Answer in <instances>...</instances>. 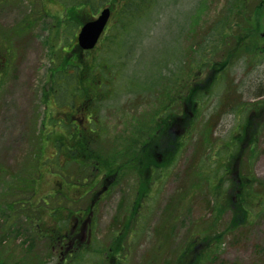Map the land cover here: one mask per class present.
Returning a JSON list of instances; mask_svg holds the SVG:
<instances>
[{
  "label": "rangeland",
  "instance_id": "374dc122",
  "mask_svg": "<svg viewBox=\"0 0 264 264\" xmlns=\"http://www.w3.org/2000/svg\"><path fill=\"white\" fill-rule=\"evenodd\" d=\"M77 1L46 2L49 15L46 12L44 18L37 0L0 3V29L3 31L25 27L28 20L32 22L28 25L29 32L27 30L23 36L24 47L17 41L21 43V49L15 47L9 79L0 89V193L5 190V184L13 183L14 179L22 180L23 171L37 170L38 157L41 162L51 157L48 162L50 169L39 165L42 176L35 185L33 194L36 198L29 201L33 205H43L44 199H48L49 207H41L45 226L54 223L49 218L66 213L61 209L52 210L55 206L61 204L69 211L82 212L87 201L86 198L70 201L79 198L71 192L66 194L67 198L57 193L53 198L47 197L57 189L58 180L54 172H62L64 181L69 177L74 181L80 175L74 163L56 167L57 160L49 146L44 152H40L38 147L39 136L44 131L41 129L43 116L52 110L48 96L45 108L40 93L49 91V77L62 64V50H70L76 27L65 23L64 19L68 17L69 7ZM120 2L114 0V6H111L110 26L116 25ZM146 2L148 13L131 24L137 23V27L128 26L126 30L132 32L121 39L123 48L114 45L116 51L108 50V45L100 42L91 51L80 54L78 49H73L65 54L66 61L73 60L78 53L85 65H92L99 56L105 64L96 78L100 83L96 84L97 88L91 78L95 73L88 72L82 77L84 87L96 91L90 92L89 97H98L96 102L89 103V107L83 106V115H92L93 121L102 123L105 136L98 140H105L106 147L111 151H115L113 146L121 147L123 144L121 150L116 149L121 151V163L125 156L131 155L132 150V147L127 148L126 153L124 147L128 146L132 137L140 139L141 127L146 129L152 122L154 128L163 124L166 117L162 120L156 114L161 103L167 101V92L173 109L180 117L184 114L181 113L179 96H186L189 87L195 83L201 87L200 99L196 110L190 106L186 109L182 127H175L181 137V150L169 168L156 171L157 177L155 173L149 188L150 195L141 199L140 205H132L138 180L135 172L131 175L127 172L91 214L86 209L82 212L78 228L74 229L76 238L71 247L79 245L77 248H90V251L107 249L112 238L121 234L128 223L134 234L124 237L122 244L127 253L126 264H150L152 259H155V264H176L181 247L188 242L190 235L210 238L200 246V249H207V256L201 264H264V204L252 205L253 216L246 225L236 229L229 228L230 211L217 213L213 207H206V201L212 199L208 181L215 175L222 177L220 181L225 180L219 160L223 162L224 155L230 151L231 138L239 132L238 127L244 121L242 108L247 104L248 108L254 107L257 112L251 118L246 138L240 139L234 147L238 150L237 158L233 159L231 167L228 165L229 176L223 187L233 198L232 177L236 176L241 181L242 176L249 174V184H253V178L256 183L264 181V97L258 98V94L264 92V59L259 51L254 50V47H259L264 51V0ZM99 10L93 12V17L98 15ZM90 11L87 8L82 15ZM57 22L62 23L60 28H56ZM111 32L113 30L107 34ZM237 40L240 42L233 50ZM245 47L256 52L257 57L260 55V59L255 60L249 55L238 56ZM227 55L220 80L212 85L213 72L204 83L210 66L222 64L220 62ZM199 59L196 65L194 61ZM207 60L209 62L205 63ZM62 106L68 107V103ZM79 113L75 115L80 116ZM152 117L154 121H151ZM189 118L193 121L187 128ZM255 131L257 136L252 147L251 134ZM218 202L224 209L227 203L224 191L219 193ZM173 206L181 213L179 210L174 219H168L169 208ZM134 210L138 211V215L132 220ZM18 219L17 225H26L25 218L21 216ZM72 219L68 228L62 227V233L66 228L70 231L74 225ZM51 227L54 228V225ZM3 235L0 231V237ZM4 241L0 243V264H58V259L64 258L59 249L48 256L47 249L50 247L47 238L37 237L35 233L29 235L28 229L18 235L11 233L4 237ZM23 243L26 246H22ZM24 254H28L27 257ZM94 260V255H88L76 264H94Z\"/></svg>",
  "mask_w": 264,
  "mask_h": 264
},
{
  "label": "trees",
  "instance_id": "16d2710c",
  "mask_svg": "<svg viewBox=\"0 0 264 264\" xmlns=\"http://www.w3.org/2000/svg\"><path fill=\"white\" fill-rule=\"evenodd\" d=\"M146 1L147 0H121L119 4L120 10L116 12V25H107L104 34L99 40V43L101 42L102 44H107L108 50L116 51L114 45L123 48L120 44V42L122 43L121 39L125 38L126 35H130L129 33L132 32V30H126L128 26L130 25L137 27V23L135 25L131 24L135 21L143 19L144 16L148 13L149 8L148 2ZM113 3L114 0H78L75 4L69 7L68 17L65 18L64 21L65 23L74 26L78 29L81 27V25H83V23L89 20L87 14L82 15L84 10L90 8L92 11H97L99 8L107 6L111 8L112 5L114 6ZM260 7L257 8L260 9ZM257 8H255L254 10H256ZM61 25V22H57L56 28H60ZM115 27L117 28L115 29ZM109 30H113V32L107 34ZM239 42L240 40L235 41L233 50L237 48ZM64 50H62V64L56 71H52L49 77V86H47V89H49L48 92L58 93L62 104H72L73 100H75L76 102L84 100V103L85 101H87V104L84 105H88L89 107V103L93 100H95L96 102L98 97L96 95L95 97H89L90 92L96 93V91H92L88 88H85L82 77H84V75H86V73L88 72H91L92 74L95 73L93 76H91L92 84L95 86L96 84L100 85L99 81L96 78L98 75H100L101 70H103L105 66L103 61H100L103 60V58L99 56L100 58H95V61L92 65H85V63H83L77 55L74 57V59L71 58L73 60L67 59L66 61L65 54L70 52L71 48L67 52H64ZM254 50L259 51L260 54L263 56L262 58L264 59L263 50L259 49V47H254ZM80 54H82V51H80ZM238 54V56L241 57L244 55H249L255 60H259L261 57L260 55L257 57L256 52H252L249 47H245L244 52ZM233 56H235V54ZM227 58L228 55L222 62H220L222 64L218 66H210V72L206 77L204 83L211 78L213 72H215V74L213 76L212 85L216 84L220 80V73H222V71L225 69V65H223V62H225ZM199 62L200 59L194 61L196 65H198ZM208 62V60L205 61V63ZM107 86L108 85H106V87ZM97 87L98 86H96V88ZM200 88V84L195 83L191 87H189L186 96H179L180 101L178 99H174L175 102L179 101L181 103V113L184 114L183 117H180V114L173 109V102L171 103L169 93L167 92L168 99L166 102L161 103V107L159 108L158 113L156 114V117L159 118V116H161L162 120L164 117H166V119L162 122L163 124H159L157 128H154L152 127V122V124L150 126L148 125L146 129L145 127H141L139 132L140 142L136 137L135 139H133L132 137L128 141V146L124 147V150L127 153V148L132 147V150L130 151L131 155H124L125 160L121 163V157L119 156L121 151L118 152L116 151V149L121 150L123 148V144L121 145V147L113 146V148H115V151H111L109 148L106 147L105 140H98L105 136V128L102 126L101 122L97 123L93 121L91 119L92 115H89L90 120L96 124H89V133H82L79 135V133L81 132L79 130L77 134H71V132L69 131L62 132V135L65 138L62 142L63 145H67L65 144V142H67L69 139H72L73 144L70 143L71 146L68 147L69 149H64V147H56V150H58L59 152L58 154H56V156H53L57 160L56 167H62L63 165L74 163V165L76 166L75 170L78 172V176L80 175V177L75 178L74 181H72V178L69 177L67 182L64 181L62 177V172H54L55 178L58 179L59 184L62 186V191L57 187V189L54 190V193L49 194L47 197L53 198V196H55L57 193L67 198L66 194L72 192L69 189L71 188V185H73V182L80 181L81 183L82 179L83 181H85L83 177V175L85 174L83 173L87 172L89 177L87 180H90L91 175H98L103 171H108L109 168H111L113 169V171L119 170L120 172H125V175L127 174V172H129L130 175L131 173L135 172V174L137 175L138 185L135 191L136 197L132 201L133 203H131L132 205L136 206H138V204L140 205L139 201H141V199H144L145 197H148L151 193L149 191V188L152 184V181L155 179V173L157 177L156 171L160 172V169H167L175 162V158L179 153V150H181L182 145L181 137L178 136V131L176 132L175 127L177 129L179 127H182V120L186 117L185 114L188 106L196 110L198 100L200 99ZM103 93L106 92L104 91ZM261 97H264V92L258 94V98ZM46 100L47 96L44 100L45 103ZM248 107L249 104L242 108L244 121L238 127L239 132L233 135L231 138V142L229 145L230 147L228 148L230 151H228L224 155L223 162L219 160V162L222 163L221 172L222 175L225 177V180L220 181V178L222 177H216L215 175L214 179H210L208 181V186H210L209 193L212 194V199L209 202L206 201V207L208 209H211V207H213L217 213H221L222 210L230 211L231 217L228 224L230 229H236L237 227L247 224L248 220L253 216L254 210L252 208V205L258 206L264 204V181L256 183V179L253 178V184H249V174L246 177L242 176L241 181H239L236 176L232 177L230 186L232 188V193L235 192L233 194V198L232 194L225 192L226 187H223L227 182L226 177L229 176V166L231 167L233 159L238 154L237 148L234 149V147H236L235 145L240 139L242 141L243 138H246L251 118L253 114H256L257 112V110L255 111L254 107ZM151 121H154V118L151 119ZM192 121L193 118H189V122L188 124H186L187 128L191 127ZM52 135L53 133H50V137H52ZM256 136V131L255 133L253 132V134H251L252 147H254L255 145ZM122 142H124L123 139ZM46 145L47 144H44L42 142L38 144V147L41 149L40 152H44V149L47 147ZM49 147L53 150V146ZM164 157H166V160H164ZM45 159V161L41 162L40 157L37 158L39 165H44V167L46 166L50 169L51 165H49L48 162L51 160V157ZM159 159H161V161H159ZM39 165L37 167V170L36 168H33L27 169L26 172L23 171L22 173H24V177L22 178V180L14 179V181H12L13 183L9 182L5 184V190L0 193V231L2 232V235L4 234L2 237H0V243L5 242L4 237H8V235H10L11 233L18 235L21 234L22 231H26L28 229L29 235L35 233L37 237L47 238L48 245L50 247V249H47L48 256H52L54 251L56 249H59V253L64 258L61 260L60 257L57 261L58 264H76L78 263L79 259L86 258V256L88 255L95 256L94 264H126L127 253H125V248L123 249L122 244L124 241V237L129 234H134V231L128 227V223L123 227V231L121 232V234H117L114 239L112 238V241L107 249L102 250L98 248L91 249L93 251H90V248H77V246L79 245H74L73 248L71 247L74 243L73 240L76 238L74 229L78 228V224L75 225V222L79 221L82 212L86 209L85 211H87L88 214H91V211L99 205L100 201H102L105 195L111 192V190H109L108 192L101 193V197L97 201H95L92 208L90 207V202L88 201L89 198L87 199L86 197L88 203L86 201V207L83 208L84 210L82 212H73L71 210L69 211L68 208L62 207L61 204L60 206H55L53 209L51 208L54 211H58V209H61L66 211V213L61 214L58 217L54 216L55 218L53 219L49 218L51 222H54L52 224L54 225V228L51 227L52 225L45 226V220H42L41 207H49L48 199H44L45 202H42L43 205H33L29 202L31 199L36 198L35 194H33L35 192V185L38 183L39 179L42 176L39 170ZM122 166H125V169ZM28 170H31L30 175ZM80 173L82 174V176ZM97 177H100V175ZM200 178L203 179L204 177L201 176ZM121 179L123 178H117L114 181L113 188H115L120 183ZM214 180L217 181L215 182ZM234 187L236 188L234 189ZM223 191L224 194L226 193L227 196V203L224 209H222L221 203L218 202L219 193ZM70 201L75 200L70 199ZM89 209H91V211H89ZM169 209L171 210L168 219H174L180 209L178 210V208L174 206L170 207ZM179 213H181V210L179 211ZM131 215H134V217L132 218V220H134L135 217L138 215V211L134 210ZM21 216L25 218L26 221V225L22 227L17 225V222L19 220L18 218ZM72 216H74V225H72L70 227V231H68V223L72 219ZM14 225L17 226L13 228ZM62 227H67L66 231L63 233ZM188 239V242L181 247L182 251L180 252L176 264H201L202 260L207 256V249H200V246L208 242L210 238L208 236L194 238L192 235H190ZM22 246H26V244L23 243ZM27 255L28 254H24V257H27ZM149 261H151L150 264H155V259Z\"/></svg>",
  "mask_w": 264,
  "mask_h": 264
},
{
  "label": "flooded vegetation",
  "instance_id": "af4514ba",
  "mask_svg": "<svg viewBox=\"0 0 264 264\" xmlns=\"http://www.w3.org/2000/svg\"><path fill=\"white\" fill-rule=\"evenodd\" d=\"M8 1L9 0H0V3H8ZM37 1H39L40 3L39 11L41 10V13L44 14V16L42 15L43 18L45 17L46 12L48 11L47 7L45 6V3L47 2L50 4L51 3L56 4L55 0H37ZM93 12L94 11L91 10L90 12L87 13L88 18L90 19L93 18L94 16ZM47 14L49 15V12H47ZM55 17L56 14L54 15V18ZM29 19H31V16ZM31 23H32L31 20H28V25H30ZM109 23L110 22H108L107 25H109ZM28 25L22 28L6 29L5 31L0 29V31H2L0 32V89L4 85V83H6L9 79L11 72L10 69L14 61L13 51L15 50V47L17 46V49L20 50L21 43L23 47L25 45L23 36L26 34L27 30L29 32L30 27ZM77 33L78 30L76 28L72 40V45L70 46L71 50L77 49ZM17 41H20L21 43H17ZM46 96H48V101L50 100L48 104L51 105L52 110H50L49 113L43 116L44 122H42L41 124V129H43L44 131L41 132L38 143L42 142L44 144H47L46 146H53V156H56V154L59 153L58 150H56L57 149L56 147L58 148L64 147V149H67L68 147L71 146L70 143L73 144L72 139H69L67 142H65V144L67 145H63L62 142L65 138L62 135V132L69 131L71 132V134H77L79 130L81 131L79 135L82 133L86 134L89 131V124H92L94 122L90 120L89 115L88 116L83 115L82 111L85 108V107L83 108L85 104L83 101L78 103L75 100H73L72 104H68V107H66V106H62L64 103L62 104L58 93H50V92L46 93L45 91H42L40 93V98L44 106L46 104L44 102ZM75 113H79L80 116L79 115L76 116ZM45 131H48V133H45ZM50 133H53L52 137H50ZM138 141L140 142V139ZM122 167L125 169V166ZM83 174H85L83 175L85 181H83L82 179L81 183L73 182L72 183L73 185H71V188L69 190L72 191L71 193H75L76 195H78L79 198L75 201H80L86 197L87 199L89 198L90 200L88 199V201L90 202V207L92 208L95 201H97L101 197V193L112 190L114 181L117 178H124L125 172H120L119 170L113 171V169L109 168L108 171H103L98 175H91L90 180H87L89 178L87 172ZM99 175L100 177H97ZM56 186L60 190L62 189V186L59 184V181H57ZM89 211H91V209H89ZM77 224L78 221L75 222V225Z\"/></svg>",
  "mask_w": 264,
  "mask_h": 264
},
{
  "label": "water",
  "instance_id": "95a60500",
  "mask_svg": "<svg viewBox=\"0 0 264 264\" xmlns=\"http://www.w3.org/2000/svg\"><path fill=\"white\" fill-rule=\"evenodd\" d=\"M110 16V10L104 8L96 19L86 22L78 33V47L81 50H91L95 47Z\"/></svg>",
  "mask_w": 264,
  "mask_h": 264
}]
</instances>
